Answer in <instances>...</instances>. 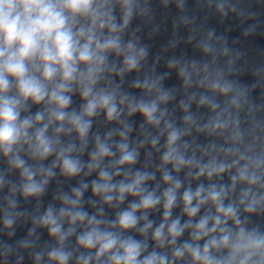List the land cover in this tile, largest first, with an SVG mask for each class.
Segmentation results:
<instances>
[{"label": "clouds", "instance_id": "clouds-1", "mask_svg": "<svg viewBox=\"0 0 264 264\" xmlns=\"http://www.w3.org/2000/svg\"><path fill=\"white\" fill-rule=\"evenodd\" d=\"M216 11L226 17L236 6L220 0ZM148 12L147 0H0V231L12 237L18 221L31 222L25 238L0 244L3 264H21L25 252L33 264H264V224L253 222L264 217L257 86L230 78L238 55L223 36L213 43L214 29L196 44L201 59L172 57L167 72L139 75L149 49L127 34ZM173 71L180 117L169 108L177 89L164 85ZM130 73L138 75L127 90ZM98 119L103 133L93 131ZM57 176L79 180L41 211ZM20 200H36L35 211L20 210ZM38 229L54 243L38 246Z\"/></svg>", "mask_w": 264, "mask_h": 264}]
</instances>
